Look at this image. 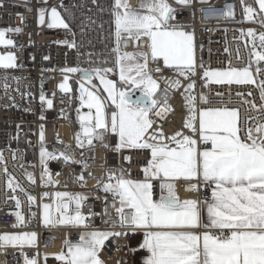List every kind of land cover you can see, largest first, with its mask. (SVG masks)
<instances>
[{
	"label": "built area",
	"instance_id": "2783aa9c",
	"mask_svg": "<svg viewBox=\"0 0 264 264\" xmlns=\"http://www.w3.org/2000/svg\"><path fill=\"white\" fill-rule=\"evenodd\" d=\"M253 1L255 6L246 0H211L210 5H202L198 0L187 5L169 0L175 11L167 27L192 32L196 74L181 77L166 67L162 59L154 61L148 56L147 70L159 85L154 96L157 106L149 113L154 121L150 132L162 130L166 143L176 133L200 141L199 133L185 126L190 116L185 97L191 95L196 97L197 119L200 110H236L241 139L247 141L249 128L253 136L260 135L256 129L264 125V102L258 85L264 81V61L257 63L251 53L253 42L256 50L264 51L258 38L264 34V13L256 6V0ZM127 4L130 11L136 10L138 0H127ZM246 7L255 9L251 18L245 12ZM52 8L68 24L67 29L48 26ZM41 10L45 12L43 24ZM114 10L115 0H0V31L13 41V46L0 45V55L16 57L15 67H0V155L3 157L0 160V236L18 231L36 233L39 237L35 246L0 248V264H26L32 259H37V264H66L57 259L66 249L65 241L78 243L86 231L126 233L109 235L99 258L105 264L133 263L141 234L121 226L118 213L121 205L103 188L116 182L109 181V176L122 174L130 180H146L144 169L150 165L151 152L120 147L118 134L101 129L95 130L89 144L82 125L69 121L77 110L85 109L87 95L82 100L77 94L79 86H85L86 92L92 89L84 73L116 69L121 54H149L147 37L137 39L121 33L117 40ZM226 11L234 15L226 16ZM17 28L21 31H12ZM250 30L256 34L255 38L248 36ZM249 66L256 83L220 84L204 75L209 71L242 70ZM71 68L80 71H67ZM176 80L180 81L179 88L170 83ZM65 83L69 91L60 89L59 85ZM190 83L195 87L186 93ZM41 96L45 97L43 101ZM201 97H206L207 103ZM48 100L52 101L50 108ZM198 148L210 149L211 144H199ZM42 152L47 155L42 157ZM78 176L84 180H78ZM9 177L20 188L11 190ZM151 181L153 199L157 201L163 181ZM174 185L181 201L195 198L211 201V185L204 184L200 178L177 179ZM58 192L87 193L81 210L86 218L83 226L43 224L42 206L55 203ZM29 196L35 199L29 200ZM17 213L23 216V223L18 221Z\"/></svg>",
	"mask_w": 264,
	"mask_h": 264
},
{
	"label": "snow or ice",
	"instance_id": "6c2138e0",
	"mask_svg": "<svg viewBox=\"0 0 264 264\" xmlns=\"http://www.w3.org/2000/svg\"><path fill=\"white\" fill-rule=\"evenodd\" d=\"M256 2L260 12H264V0H256ZM177 3L187 5L188 0H177ZM200 3L210 5L211 0H200ZM141 7L146 8L148 14L130 11L125 0H115L117 40L121 32L137 39L147 37L150 41L152 60L162 59L166 67L173 68L181 77L194 76L196 67L193 56V34L167 27L169 20L174 18L175 10L166 0H149L148 3H142ZM245 12L251 18L255 9L246 7ZM225 15L234 14L226 11ZM44 16L45 12L41 10V24L44 23ZM48 26L65 29L69 27L56 8L51 9V23ZM12 31L21 30L17 28ZM247 34L254 38L256 36L251 30ZM5 36L6 33L0 31V45L13 46V41L6 39ZM258 38L260 48L264 49V34H260ZM140 55L143 57V63L120 67V79L130 86L129 90L117 91L111 80L104 79L101 70H95L104 85V91L108 92L109 98L118 109L111 113L110 121L106 119L100 98L92 92H86L81 85L82 100L86 93L87 107L96 110L94 118L90 115L81 117V120L86 122L82 127L89 144L92 143L95 130L101 129L118 134L120 147L147 149L151 152L150 165L144 169L145 182L124 179L121 174L120 177L109 176V181L115 179L116 182L108 183L103 188L105 192L110 191L114 197L119 198L121 207L118 213L121 215V226L145 230L142 246L150 253L145 264H264V125L256 129L259 136H253L252 129H247V141H244L239 135L236 110L210 108L199 111L197 127L196 97L186 95L190 116L185 126L193 133L198 132L200 141L211 144V148L199 151L197 140L184 136L183 133H176L167 138L166 143L162 130L149 131L154 123L149 118V113L157 106L154 96L159 85L147 70L148 53ZM251 55L255 56L257 63L264 61V51L256 50L255 42ZM133 58L131 54L120 57L121 60ZM15 59L12 54L0 55V67H15ZM67 71L75 73L80 70L71 68ZM256 71L259 72V68ZM204 75L220 84L256 83L250 66L242 70L209 71ZM85 76L89 81L91 80L87 72ZM170 83L177 88L180 86L179 80ZM59 87L63 91L69 90L66 83ZM194 87L195 85L190 83L185 92H190ZM258 87L260 99L264 102V81H261ZM135 89H139L142 95L132 99V91ZM44 99L45 97L41 96V100ZM201 100L207 103L206 97H201ZM47 104L50 108L52 101L48 100ZM77 139L79 141V136ZM172 144L175 146H171ZM41 155L44 157L47 153L42 152ZM2 159L0 155V160ZM71 162L75 163V161ZM197 178L202 179L206 185H214L211 201L204 202L209 221L207 224L201 222L198 202L181 201L175 193L174 183L171 182L176 179ZM77 179L83 181L84 177L78 176ZM152 179L163 181L160 185L161 195L157 201L152 198L153 186L148 182ZM13 181L14 178L9 177L8 187L15 191L20 186ZM56 198L58 203L55 211L60 218L53 220L49 213L50 205L45 204V226H83L86 218L81 215L79 209L81 201L87 197H72L67 193L58 192ZM64 198L69 201L75 199L77 208L75 215L67 214L69 205L62 203ZM28 199L35 198L29 196ZM16 203L19 207V200ZM126 207L131 210L127 215L124 214ZM17 219L23 223L24 218L19 213ZM201 227L216 229L218 234L205 231L201 235L192 231ZM123 234L126 233L91 232L82 235L80 243L71 244L65 241L67 253L62 252L57 259L66 261V264H103L99 252L104 241L109 235ZM35 239V233L3 235L0 236V248L32 245ZM26 264H37V261L27 260Z\"/></svg>",
	"mask_w": 264,
	"mask_h": 264
},
{
	"label": "rangeland",
	"instance_id": "374dc122",
	"mask_svg": "<svg viewBox=\"0 0 264 264\" xmlns=\"http://www.w3.org/2000/svg\"><path fill=\"white\" fill-rule=\"evenodd\" d=\"M173 1H175L177 3V0H173ZM198 1L200 2V0H198ZM125 2L127 3V0H125ZM148 2H149V0H138V4L136 6V10H133V11L141 13V14H148L147 13V9L141 7L142 3H148ZM166 2L172 7V5L169 2V0H166ZM192 3H193V0H188V4H192ZM121 11H123V9H121ZM176 30H178V29H176ZM183 31L192 34V32L189 31V30H183ZM121 33L123 35H129L128 33H125V32H121ZM140 54L141 53H132L131 55L134 57L132 60H127V59L121 60L120 57L124 56V54H121L119 59H118V67L116 69H111V71L101 70V75L104 77V79L111 80L115 84L117 91L129 90L130 86L128 84L124 83V81H122L120 79V67H121V65H124V66L127 67V66H134L137 63H143L144 60H143V57ZM148 56L151 57L150 56V51H149ZM193 56H194V62H195L194 44H193ZM87 82L92 87V89L89 90L88 92H92L93 94L97 95L100 98V101H101V103L104 106V113H105L106 119L110 121L111 113L114 112V111H118V109L116 108V105L113 104L111 99L109 98L108 92L104 91V85L101 82L100 78L97 77L96 71H94L92 73L90 81L87 79ZM83 87L86 90V87L85 86H83ZM68 89H69V87H68ZM134 91H132V93ZM77 94L82 96V94H81V85L79 86V88L77 90ZM87 102H88V97H87ZM87 102L85 103V109L77 110L76 113L69 119V121H71L72 123L78 124V125H82V124H84L86 122L82 121L81 117L89 116V115L92 116L93 118L95 117V111H96L95 108L87 107ZM93 122H94V120H93ZM124 147H128V146H124ZM124 179L128 180V178H124ZM59 193H67L69 196H72V197L86 196L87 195V193H85V192H59ZM152 195H153V190H152ZM57 203H58V201H57V198H56V202L55 203L48 204V205H50L49 213H50V216L52 217L53 220H56V219L60 218L59 214L56 213V211H55ZM62 203H67L69 205V207L67 209V214L68 215H75V213L77 211L75 199H73L72 201H69L67 198H64ZM83 204H84V200L81 201V207L79 209L80 213H81ZM44 205L42 206V213H43L42 220H43V224H44ZM58 226H72V225H58ZM22 234H24V232H7V233H3L1 236H3V235H22ZM35 241H36V239H35ZM34 260L37 261V259H34Z\"/></svg>",
	"mask_w": 264,
	"mask_h": 264
},
{
	"label": "crops",
	"instance_id": "0c3cea01",
	"mask_svg": "<svg viewBox=\"0 0 264 264\" xmlns=\"http://www.w3.org/2000/svg\"><path fill=\"white\" fill-rule=\"evenodd\" d=\"M255 4H256V6L259 8V5H258V3L255 1ZM264 13V12H263ZM178 30H181V29H178ZM210 109V108H209ZM212 109V108H211ZM214 109V108H213ZM198 120H199V117H198V119H197V127H198ZM237 126H238V120H237ZM121 143V142H120ZM199 144H204V143H202L201 141H197V149L199 150V151H203V150H205V149H203V150H200L199 148H198V145ZM173 146H175V145H173ZM123 148H131V147H123ZM129 180V179H128ZM177 180V179H176ZM202 180V179H201ZM133 182H145V180H143V181H134V180H132ZM174 181L175 180H173V181H171L172 183H174ZM148 182H150L151 184H152V186H153V183H152V181L151 180H149ZM211 185V184H210ZM213 187H214V185H211V188L213 189ZM152 190H153V187H152ZM166 194V193H165ZM152 198H153V195H152ZM116 199L119 201V198L118 197H116ZM154 200V199H153ZM195 201H197L198 202V206L200 207V214H201V222H202V224H207L209 221H208V216H207V210H206V207H205V205H204V200H200V199H198V198H195L194 199ZM210 202V201H209ZM131 210L129 209V208H125L124 209V214L125 215H127L129 212H130ZM131 228H133V229H136L135 227H131ZM136 230H138L139 231V233L141 234V237L139 238V240H138V244H137V246L135 247V249H134V255H135V257H134V260H133V263L132 264H145V262H146V260L149 258V256H150V253L145 249V248H143V242H144V239H145V230L144 229H136ZM192 231H194V232H196L197 234H203L205 231H209V232H213V233H217L218 232V230H216V229H206V228H203V227H201V228H198V229H193ZM13 232H18V231H13ZM29 233H32V232H29ZM87 233H91L90 231H86L85 233H84V235L85 234H87ZM36 234V233H35ZM38 242H39V237H38V235L36 234V241L32 244L33 246H35V245H37L38 244ZM78 243H80V242H78ZM75 244H77V243H75ZM24 245H29V244H24ZM63 253H67V248L64 250V252ZM102 260V259H101ZM103 261V260H102ZM103 264H105L104 263V261H103Z\"/></svg>",
	"mask_w": 264,
	"mask_h": 264
},
{
	"label": "water",
	"instance_id": "95a60500",
	"mask_svg": "<svg viewBox=\"0 0 264 264\" xmlns=\"http://www.w3.org/2000/svg\"><path fill=\"white\" fill-rule=\"evenodd\" d=\"M87 75L91 77V73L87 72ZM84 77L85 76V73L83 74ZM140 95H142L141 91L139 89H136L133 93H132V99H136L138 98Z\"/></svg>",
	"mask_w": 264,
	"mask_h": 264
},
{
	"label": "trees",
	"instance_id": "16d2710c",
	"mask_svg": "<svg viewBox=\"0 0 264 264\" xmlns=\"http://www.w3.org/2000/svg\"><path fill=\"white\" fill-rule=\"evenodd\" d=\"M247 3H250L251 2V6H255L254 5V1L252 2V0H246Z\"/></svg>",
	"mask_w": 264,
	"mask_h": 264
}]
</instances>
